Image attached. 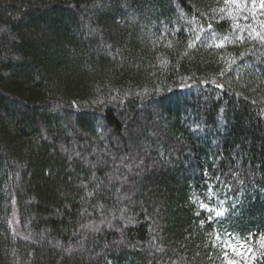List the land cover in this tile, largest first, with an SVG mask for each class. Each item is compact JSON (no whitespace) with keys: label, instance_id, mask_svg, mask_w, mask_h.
<instances>
[{"label":"trees","instance_id":"trees-1","mask_svg":"<svg viewBox=\"0 0 264 264\" xmlns=\"http://www.w3.org/2000/svg\"><path fill=\"white\" fill-rule=\"evenodd\" d=\"M225 3L0 0V264H264V29Z\"/></svg>","mask_w":264,"mask_h":264},{"label":"rangeland","instance_id":"rangeland-1","mask_svg":"<svg viewBox=\"0 0 264 264\" xmlns=\"http://www.w3.org/2000/svg\"><path fill=\"white\" fill-rule=\"evenodd\" d=\"M225 7L228 10V15L234 17V23H237L244 26L242 30H245L247 33H256L262 32L264 29V0H224ZM240 31V32H241ZM9 226L12 229V232L18 236L22 235V229L19 227L18 216L16 208H12L11 215L9 217ZM245 240V251L240 252L237 248L236 252H233L231 248H226L223 246L221 251V264H248L249 259L252 256L253 247L257 245V242H254V245H250V241ZM259 239L258 241H260ZM262 242V240H261ZM235 244L236 241L233 240ZM264 248V242H262ZM250 249L251 251H248Z\"/></svg>","mask_w":264,"mask_h":264},{"label":"snow or ice","instance_id":"snow-or-ice-1","mask_svg":"<svg viewBox=\"0 0 264 264\" xmlns=\"http://www.w3.org/2000/svg\"><path fill=\"white\" fill-rule=\"evenodd\" d=\"M217 215H221V213H217ZM229 236L231 237V234H229ZM217 239L220 240L221 237L219 235H217ZM262 239H264V237H262ZM233 240L236 241V243L234 244L233 243ZM222 243L224 244V246L226 248H231V250L233 252H236L237 251V248H239L240 252H244L245 251V240H240L238 238H235V237H231L230 239L228 240H223ZM248 251H251L250 249H248Z\"/></svg>","mask_w":264,"mask_h":264}]
</instances>
